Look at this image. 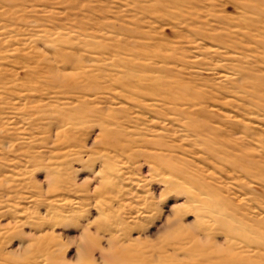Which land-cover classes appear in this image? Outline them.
Returning <instances> with one entry per match:
<instances>
[{"label":"rangeland","instance_id":"374dc122","mask_svg":"<svg viewBox=\"0 0 264 264\" xmlns=\"http://www.w3.org/2000/svg\"><path fill=\"white\" fill-rule=\"evenodd\" d=\"M0 264H264V0H0Z\"/></svg>","mask_w":264,"mask_h":264},{"label":"bare ground","instance_id":"6f19581e","mask_svg":"<svg viewBox=\"0 0 264 264\" xmlns=\"http://www.w3.org/2000/svg\"><path fill=\"white\" fill-rule=\"evenodd\" d=\"M176 3V2H175ZM166 7V6H165ZM255 8V7H254ZM257 8V7H256ZM226 19V18H225ZM253 24V23H252ZM237 25V24H236ZM247 25V24H246ZM238 26V25H237ZM240 27V26H239ZM256 27V26H255ZM241 29V28H240ZM243 30V29H242ZM207 36V35H206ZM206 36H204L205 38H209V37H206ZM211 38V37H210ZM240 38V37H239ZM220 44H222V43H220ZM222 47L224 48V49H227V51L229 52V51H235V46H232V45H226V44H223L222 45ZM231 47H233L232 49H230ZM212 50H214L213 48H212ZM236 53V52H235ZM242 68V67H241ZM222 76V75H221ZM72 77V76H71ZM200 96V95H199Z\"/></svg>","mask_w":264,"mask_h":264}]
</instances>
